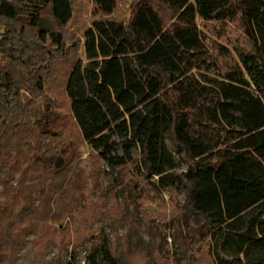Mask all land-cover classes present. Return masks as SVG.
Here are the masks:
<instances>
[{
  "label": "trees",
  "instance_id": "16d2710c",
  "mask_svg": "<svg viewBox=\"0 0 264 264\" xmlns=\"http://www.w3.org/2000/svg\"><path fill=\"white\" fill-rule=\"evenodd\" d=\"M118 2L95 0L88 62L79 61L68 79L83 140L111 168L133 166L160 188L186 191L184 210L216 241L213 264H231L220 251L239 264H264V0H134L127 24L109 19ZM48 8L58 25L73 17L72 0H0V55L8 63L0 64V124L19 100L13 60L30 63L42 92L38 49L48 51L50 40L65 50L62 32L43 26ZM209 23L238 27L239 36L226 38L233 51L207 36ZM178 155L194 168L177 172ZM12 203L0 201L10 256L22 247L23 230H16ZM88 258L116 263L107 240Z\"/></svg>",
  "mask_w": 264,
  "mask_h": 264
},
{
  "label": "rangeland",
  "instance_id": "374dc122",
  "mask_svg": "<svg viewBox=\"0 0 264 264\" xmlns=\"http://www.w3.org/2000/svg\"><path fill=\"white\" fill-rule=\"evenodd\" d=\"M133 1L119 0L109 19L127 24ZM72 5L73 17L64 26L50 8L44 13L43 26L62 32L66 46L56 50L49 40V52L38 49L43 59L35 68L43 75L42 92L24 58L9 67L20 94L0 124V201L13 202L16 230H23L22 247L13 256L4 254L10 240L0 231V264H91L89 254L103 240L115 264H213L209 248L211 243L216 252V241L204 237L200 219L184 210L186 191L160 188L155 178L137 176L133 166L111 168L83 140L67 83L74 66L88 62L85 32L94 19L95 0H72ZM209 25L207 36L233 51L226 38L239 36L238 27ZM27 35L36 37L34 30ZM2 57L0 64H8ZM167 143L176 152V145ZM134 157H140L138 148ZM177 160L179 173L194 168L186 155ZM220 254L239 264L237 257Z\"/></svg>",
  "mask_w": 264,
  "mask_h": 264
}]
</instances>
